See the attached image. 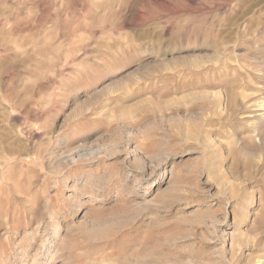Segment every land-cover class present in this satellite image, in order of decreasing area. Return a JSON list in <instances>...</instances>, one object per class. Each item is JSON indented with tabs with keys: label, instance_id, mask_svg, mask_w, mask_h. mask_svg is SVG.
<instances>
[{
	"label": "rangeland",
	"instance_id": "374dc122",
	"mask_svg": "<svg viewBox=\"0 0 264 264\" xmlns=\"http://www.w3.org/2000/svg\"><path fill=\"white\" fill-rule=\"evenodd\" d=\"M263 100L264 0H0V264H264Z\"/></svg>",
	"mask_w": 264,
	"mask_h": 264
},
{
	"label": "bare ground",
	"instance_id": "6f19581e",
	"mask_svg": "<svg viewBox=\"0 0 264 264\" xmlns=\"http://www.w3.org/2000/svg\"><path fill=\"white\" fill-rule=\"evenodd\" d=\"M264 101V100H263ZM264 117V116H263ZM264 124V123H263ZM261 136H263V135H261Z\"/></svg>",
	"mask_w": 264,
	"mask_h": 264
}]
</instances>
